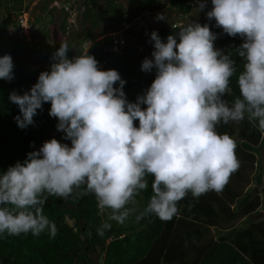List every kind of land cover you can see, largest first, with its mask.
Instances as JSON below:
<instances>
[{
	"label": "clouds",
	"instance_id": "obj_1",
	"mask_svg": "<svg viewBox=\"0 0 264 264\" xmlns=\"http://www.w3.org/2000/svg\"><path fill=\"white\" fill-rule=\"evenodd\" d=\"M211 3L207 18L244 41L235 53L243 62L238 74L232 53L214 47L217 35L209 25L189 23L180 28L178 39L169 35L167 42L151 33L152 59L145 58L141 70L155 69L156 76L134 103L127 100L126 81L117 70H100L88 54L70 59L67 43L53 54L50 70L40 73L29 92L9 94L19 107L15 119L21 129L33 125L37 110L50 102L49 115L58 119L57 130L71 146L52 138L23 163L0 173V234L39 236L47 230L54 238L56 225L43 208L48 196L67 198L82 186V195L94 194L98 207L111 209L110 219L121 224L131 211L127 205L148 188L149 175L154 177L152 195L138 220L149 214L171 220L189 192L199 198L222 190L239 161L235 141L219 134L217 125L247 118L264 135V0ZM204 7L201 3L200 9ZM145 14L124 25L145 31L165 19L164 14L149 17L154 19L151 26L140 28L138 18ZM118 29L106 37V49L115 55L129 45L126 31ZM113 34L125 38L121 52L111 50ZM13 69L11 55L0 57V79L13 80ZM234 75L239 95L230 104L225 97L232 94ZM110 227L102 224L97 234Z\"/></svg>",
	"mask_w": 264,
	"mask_h": 264
},
{
	"label": "trees",
	"instance_id": "obj_2",
	"mask_svg": "<svg viewBox=\"0 0 264 264\" xmlns=\"http://www.w3.org/2000/svg\"><path fill=\"white\" fill-rule=\"evenodd\" d=\"M101 1L79 2L81 17L86 23L80 30L70 28L68 20L71 13L63 9V43L68 44L67 55L71 59L81 56L85 45L91 41L85 55L94 56L100 70H117L126 81L123 91L127 100L134 103L138 96L147 91L156 76L155 69L151 72L141 70V64L149 52L148 49L139 51V46L145 44L151 49L154 41L145 39L143 31L127 29L128 48L121 55H115L106 49L108 38L99 40L93 34L103 22H110L118 29L131 21L130 15L152 12L157 7H166L167 3L165 0H128L129 7L126 8L119 0H104L105 7L100 9ZM168 1L167 7L178 8L182 13L189 14L196 3L203 0ZM26 2L27 0H0V57L9 54L14 64V79H0V173L18 161L23 163L27 154L38 151L45 141L55 138L61 142L65 136L57 130L58 119L49 115L50 102L44 103L42 109L37 110L33 125L21 129L15 119L20 115L19 107L9 100V94L13 91L18 95L30 91L40 73L50 70L54 62L53 54L58 50L57 47L54 49L50 41L52 37L49 30H41L35 34L36 27L32 26L31 41H27L20 32L22 24L19 15L27 10ZM212 7L211 4L197 23L201 26L208 24L210 30L217 35L214 41L216 49L222 50L224 54L232 53V58L237 62L238 74L243 70V62L235 53L244 41L239 36L227 35L222 28L216 26L214 18H207L206 13ZM53 11H48V14ZM158 14L160 13L156 14V18ZM157 22V26L145 31L157 32L163 42H167L169 35H177L178 39V31L186 26L177 25L174 28L166 17L164 20L157 19ZM52 47L53 52L50 53ZM236 81V75L230 78L232 94L225 97L230 104L239 95ZM114 87H119V83ZM142 107L146 108V105ZM243 122L245 126L240 130L237 141L232 138V121L227 124L222 122L217 125L216 130L219 134H228L235 141L236 156L238 152L246 151L253 156L252 165L255 160L258 161L255 178L257 183H262L264 135L247 118ZM134 124L138 127L139 121ZM55 132L58 134L56 137ZM239 164L241 169L238 168L231 174L232 178L223 187L222 193L213 190L195 198L189 192L178 202V214L168 221L161 220L155 214L137 219L152 195L151 184L154 177L150 175L147 176L148 188L135 197V203L127 205L131 211L122 224L110 219L111 209L101 210L98 207L94 194L82 195L83 186L81 189H74L67 198L48 196L43 206L44 214L55 223L56 236L51 237L47 230L39 236H34L31 232L20 235L0 234V264H94L91 252H96L103 264H264V221L250 223L243 229L233 228L227 222L236 212L227 198L240 196L235 189L244 179V169L247 168L246 163ZM262 202L264 203V198L254 196L249 188L240 198L238 206H243L250 216L258 211ZM69 205L74 207L70 208ZM67 216L76 218L77 230L67 223ZM104 223L111 227L105 229L102 236L98 235L97 229ZM224 224L229 227V231L221 234L219 240L213 239L210 228L220 229Z\"/></svg>",
	"mask_w": 264,
	"mask_h": 264
},
{
	"label": "rangeland",
	"instance_id": "obj_3",
	"mask_svg": "<svg viewBox=\"0 0 264 264\" xmlns=\"http://www.w3.org/2000/svg\"><path fill=\"white\" fill-rule=\"evenodd\" d=\"M83 0H27V5L28 8L25 11L27 18H28V26H34L36 27V33L38 34L41 30H49V33L52 37V39L50 40L53 45H54V49H56V47L59 49L60 45L63 43V36H62V32H61V22L64 18V11H69V13H71L70 18L68 20V25L70 26L71 29L74 30H80L82 26L86 25V23L83 22V19L81 17V8H80V3ZM123 3V5L128 8L129 4H128V0H119ZM167 5L169 4L168 0H165ZM104 0H102L100 2V9L104 8ZM204 3L205 7L201 10L200 9V4ZM211 0H203L201 2L196 3L194 10L189 13V14H184L181 12V10H179L178 8H171V7H164V8H159L158 10L153 11L152 13L150 12H145L146 17L145 19H148L149 17H153L156 16V14L159 12L160 14H164V16L168 19V21H170L171 23L177 22L180 25H188L189 23H197V21L199 20V18L202 16V14H204L207 10V8H209V6L211 5ZM166 5V6H167ZM56 7V8H54ZM64 9V11H63ZM54 10L51 14H48V11ZM41 12V13H40ZM41 14L40 16H38V14ZM138 16L135 15H130L131 21L129 22V24H131ZM34 22V24H33ZM88 25V23H87ZM31 27H29L30 29H28L26 26H23V28L20 30V32L26 37L27 41H31L32 40V30ZM129 27L128 23L126 25L121 26L118 30H122V31H126V29ZM136 28V27H135ZM135 28H133V30H135ZM137 29V28H136ZM13 31H15V28L13 29ZM117 31V29H115V27L110 23V22H103L102 26L100 28H98L95 32H94V36L97 39H102L104 37H108L111 33ZM144 34V38L145 39H151V33H147L146 31H143ZM34 34V33H33ZM142 37V39H143ZM56 41V42H55ZM137 41V39L135 40ZM55 42V43H54ZM133 42V40H132ZM90 43H92L91 41L88 42L83 49V55H85L87 53V49L90 45ZM151 49L149 47H146L145 44H143L142 46H139V51H144V49H148V56H146L149 59H152V51H154V45L150 46ZM74 49L76 50V47H74ZM86 52V53H85ZM81 53V55H82ZM145 57V58H146ZM144 58V59H145ZM48 66V65H45ZM51 105V104H50ZM50 108V106H49ZM245 126V123L243 121L240 122H232L231 128L233 129L232 131V138L237 141L239 140V132L240 130L243 129V127ZM58 134H56L57 136ZM61 143H67L69 144V146H71V142L70 140H66L63 139L61 140ZM43 145V144H42ZM41 145V146H42ZM40 146V147H41ZM39 147V148H40ZM39 150V149H38ZM251 155L249 152H238L237 153V160L239 161V163H246L247 168L244 169L245 171V177L243 180L240 181V185L238 186V188H236L235 190L239 192V197L238 198H233L231 199L230 197L227 198L231 204V206L234 208V210L236 211L233 218L230 219L229 221H227L230 226H232L233 228H237V229H243L246 228L250 223L253 222H258V221H264V203L262 202V205L258 208V211L255 212L252 215H247V213L245 212V210L243 209V206H238L239 205V201L240 198L244 196V193L251 188L252 189V194H254V196H259L261 198H264V172H263V182L262 183H257L256 182V178H255V174L257 173V169H256V164L258 161H254V166L252 165V161H253V156H249ZM263 163H264V158H263ZM244 166V165H243ZM241 169V165L239 164V167ZM231 175L229 178V181L231 180ZM222 190H220L219 193H222ZM223 197H225L224 194H221ZM226 198V197H225ZM224 227V228H223ZM223 227H221L220 229L211 227L210 228V233L213 239L215 240H219L221 234L224 235L225 232L229 231V227H227L226 224L223 225ZM222 228L224 230H222ZM94 264H103L102 263V258L99 257L97 255L96 259H94Z\"/></svg>",
	"mask_w": 264,
	"mask_h": 264
},
{
	"label": "built area",
	"instance_id": "obj_4",
	"mask_svg": "<svg viewBox=\"0 0 264 264\" xmlns=\"http://www.w3.org/2000/svg\"><path fill=\"white\" fill-rule=\"evenodd\" d=\"M20 18V22L22 24V28L23 26H26L28 29H30L28 26V18L26 13L20 14L19 15ZM154 22V19H145L142 17L138 18V26L140 28H147L149 26H151V24ZM30 25V24H29ZM125 45V38L123 37V35L121 34H113V38H112V48L111 50H113L114 52H121L123 49V46ZM50 53L53 52V47L49 50Z\"/></svg>",
	"mask_w": 264,
	"mask_h": 264
},
{
	"label": "water",
	"instance_id": "obj_5",
	"mask_svg": "<svg viewBox=\"0 0 264 264\" xmlns=\"http://www.w3.org/2000/svg\"><path fill=\"white\" fill-rule=\"evenodd\" d=\"M67 199L64 200V202H66ZM70 208H73V205H69ZM67 223L71 226V227H75V224L77 222L76 218H71L69 216L66 217ZM75 229L77 230V228L75 227ZM91 257L96 259L97 257V253L96 252H91Z\"/></svg>",
	"mask_w": 264,
	"mask_h": 264
},
{
	"label": "bare ground",
	"instance_id": "obj_6",
	"mask_svg": "<svg viewBox=\"0 0 264 264\" xmlns=\"http://www.w3.org/2000/svg\"><path fill=\"white\" fill-rule=\"evenodd\" d=\"M83 45V44H82ZM50 49V48H49ZM88 50V49H87ZM86 53V52H85ZM39 59H40V57H39Z\"/></svg>",
	"mask_w": 264,
	"mask_h": 264
},
{
	"label": "flooded vegetation",
	"instance_id": "obj_7",
	"mask_svg": "<svg viewBox=\"0 0 264 264\" xmlns=\"http://www.w3.org/2000/svg\"><path fill=\"white\" fill-rule=\"evenodd\" d=\"M95 261V260H94Z\"/></svg>",
	"mask_w": 264,
	"mask_h": 264
}]
</instances>
